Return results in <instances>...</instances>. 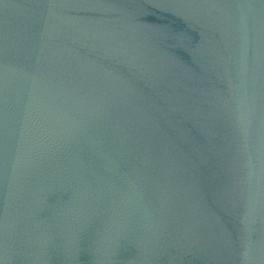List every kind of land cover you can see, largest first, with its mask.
Here are the masks:
<instances>
[{
    "label": "water",
    "instance_id": "95a60500",
    "mask_svg": "<svg viewBox=\"0 0 264 264\" xmlns=\"http://www.w3.org/2000/svg\"><path fill=\"white\" fill-rule=\"evenodd\" d=\"M0 264H264V0H0Z\"/></svg>",
    "mask_w": 264,
    "mask_h": 264
}]
</instances>
